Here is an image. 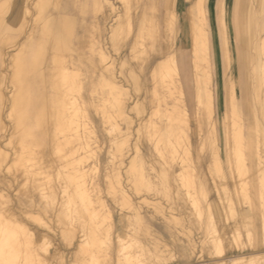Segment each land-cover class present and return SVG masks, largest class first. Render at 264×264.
I'll list each match as a JSON object with an SVG mask.
<instances>
[{"label": "rangeland", "instance_id": "374dc122", "mask_svg": "<svg viewBox=\"0 0 264 264\" xmlns=\"http://www.w3.org/2000/svg\"><path fill=\"white\" fill-rule=\"evenodd\" d=\"M108 1L113 12L75 0L76 15L64 14L62 21L52 1L39 10L38 0H0V90L8 96L14 89L1 80L24 53L30 28L37 41L65 28L82 40V87L70 95L84 102L87 148L74 143L75 152L66 145L61 157L52 155L49 146L14 136L7 107L2 112L0 193L31 236L32 254L45 264H137L129 256L138 264H264V117L260 99L245 93L256 58L252 18L243 33L240 20L250 8L260 16V0H204V75L191 55L187 9L193 0ZM79 4L86 8L83 28ZM23 8L29 13L26 30L19 28ZM155 16L156 30L150 27ZM159 63L167 68L158 73ZM206 73L210 99L202 89ZM110 80L118 90L108 87ZM230 85L238 121L229 125ZM233 137L242 139L241 153L233 151ZM22 143L36 150H21ZM30 169L39 176L24 185L20 174ZM23 189L28 194L21 198Z\"/></svg>", "mask_w": 264, "mask_h": 264}, {"label": "bare ground", "instance_id": "6f19581e", "mask_svg": "<svg viewBox=\"0 0 264 264\" xmlns=\"http://www.w3.org/2000/svg\"><path fill=\"white\" fill-rule=\"evenodd\" d=\"M50 1H52L58 7V9H60L58 12L59 19L61 18L60 16L62 12H64V14L67 15H69V13L73 14L74 13L73 9L76 8L75 0H38L39 10L45 7ZM105 5H108L110 11L112 12L114 11V9H112L111 5L109 4L108 0H92V7H94V10L100 11L105 7ZM28 14H29L28 10L23 8V15L20 14V18L18 17L19 20H21V26L19 27L20 30L25 29L26 19ZM187 16H188L189 32H190V40H191L190 41L191 55L193 56L194 68L196 71L200 72L201 75H204L205 73L203 74L202 66L204 63L206 64V65L204 64L205 67L207 66L208 64L207 58L209 57V39L205 27L206 18H205V10H204V0H193L191 5L187 9ZM172 17L173 15L171 13L169 24H171L173 21ZM129 21L130 20H128V22ZM152 21L153 22L151 23L150 27H153L156 30L158 25L156 16L153 17ZM82 24L83 26H86L84 25L85 23ZM262 24H263V26L261 25L262 29H259L258 32H262L263 37L259 40V42L254 44L255 47L253 48V53L256 58V61H254V63L257 64V59L260 60V69L256 68V64L251 66L250 87H252L251 89L253 91L252 92L253 96H255L257 99L261 98V100L264 102V23L262 22ZM78 34H79L78 32H74L71 29L65 28L61 31H58L54 35L52 41L47 42L45 40L46 42L43 45L41 46L37 45L38 46L37 47L35 46V43L37 42V40L35 39V30L33 27L30 28V32L24 38L23 41L24 45L22 44L23 45L22 51L24 53H21L20 56L17 55L16 59L13 60L12 67L10 66V68L13 69L12 74L4 75V78L1 80L4 83L2 84L3 87L9 83L11 86V90L12 89L14 90H12V93H10L9 96L5 94L4 91L0 90L1 91L0 92V130L3 129V124H4L2 118V114H3L2 112L4 111V108L7 107L8 110L7 118L13 119L12 121L14 124V129L12 131L13 135L15 136L16 134H18L22 140L24 139L23 137L24 136L26 137L27 135L33 140L36 146L38 145L41 148L49 146L50 154L56 155L57 157H61L65 147L69 145H71V149L69 148V150H71L72 152L78 150L73 145L74 143L75 145L79 146L82 150L87 148V144L85 143L83 137V134L85 133V125H84L85 123H82L81 121V118H83L82 104L84 102L81 99V96L80 99H78L70 95L71 89L78 90L81 89L82 87V81L77 78L80 75V72L83 69L82 65L84 64L83 62H81V59H84L82 57L83 53H81L82 40L80 39ZM152 34L155 35V32L154 33L152 32ZM98 54L100 55V57L102 58L101 60L103 61L104 57L99 50H98ZM251 59L252 58L250 56L248 60L244 61L245 63L244 65L249 66V64L252 63ZM90 61L92 66L96 69L98 66L96 65L95 62H93L92 58L89 60V62ZM2 64H3V59L1 60L0 58V65ZM166 68L167 67L165 66L164 63H159L158 65L156 64L154 71L159 73L161 71L163 72V70H166ZM104 70L108 72L107 67H105ZM99 73L101 75V71ZM209 81H210V76L208 75V73H206V85L204 82V86L202 87V89L206 92L208 99H210ZM93 83L95 84L96 82ZM116 84L117 83L115 81L110 80L108 87L111 90L112 89L116 90L118 88ZM170 84H172V82ZM92 86H96V85H92ZM229 90H230V101L232 104V111L229 120V125H230L231 122L234 123L235 121H238L236 119L238 110L236 107L237 98L235 95L234 86L230 85ZM262 107H264V105ZM262 115L264 117V114ZM69 124L70 126L71 125L73 126L71 130H69L70 128L68 129ZM232 139L233 140H231L230 138L229 140L230 142L233 143L232 145L233 151H237L238 153H241L242 139H239L237 137H233ZM19 141H20L19 143L22 142L21 140ZM23 143L22 145L20 144L21 150L26 149V150H30L31 154L34 153V150L36 149L32 151V148L29 147L26 148ZM133 166H134V162L131 163V168ZM260 167L264 168V165L262 166L260 164L259 168ZM40 168L42 169V167H38L37 169L41 170ZM20 175H23V177ZM20 175L19 176L23 178V181H25L24 185L28 182L32 183L33 185V182L37 181V179L34 181L33 177L34 175L39 176V172L35 173L34 169L33 170L30 169V170H25ZM260 178L264 180V177H260ZM240 183L242 182L240 181ZM35 187L36 186H34V188ZM119 193L121 194L122 197H124L125 193L123 191H119ZM27 194L28 192L23 189L20 191L19 197L21 198L25 197ZM3 196L4 195L0 193V264H17L19 259H21V261L23 262L22 264H45L44 261L40 260L41 258L39 259L32 254L33 240L31 236L26 233L27 232L26 229L21 226L15 215L10 211L9 208L6 207L5 205L6 201L4 200ZM136 217L139 218V216ZM93 241H95V239L94 237H91V242ZM219 242L220 241L217 240L214 243V246L219 248L220 243H222V240L220 243ZM123 257H125V255ZM125 259H127L130 262L133 260L135 263L137 264L139 263L137 257L134 256H129L126 257ZM125 261L126 260H124V263ZM240 261L238 259L237 262L234 261L235 263L233 262L232 264H251L250 263L251 260H246L244 262L243 261L240 262Z\"/></svg>", "mask_w": 264, "mask_h": 264}, {"label": "crops", "instance_id": "0c3cea01", "mask_svg": "<svg viewBox=\"0 0 264 264\" xmlns=\"http://www.w3.org/2000/svg\"><path fill=\"white\" fill-rule=\"evenodd\" d=\"M255 9V8H254ZM252 10L251 8L248 10V13H246V14H241V18H240V20L242 21V33H243V25H245L246 26V24H244V22L246 23L247 22V19H248V17H251L252 18V31H251V33H252V35H251V37H252V44L254 45V44H256L263 36H262V32H258V30L259 29H262V26H263V24H262V22L264 23V0H260V16H258L257 14H256V9L255 10ZM77 11H78V15H81V16H79L78 17V20H80L79 21V24H80V28H83V27H81V25H82V23H85L86 22V18L85 17H82V14H84L85 12H86V8H85V5L84 4H79L78 5V8H77ZM81 11V12H80ZM256 15H257V17H256ZM61 20L63 21L64 19L63 18H65L64 17V12H62V14H61ZM255 17H256V19H255ZM254 19V20H253ZM254 22V23H253ZM84 25H86V23L84 24ZM262 25V26H261ZM87 26V25H86ZM255 26V27H254ZM85 28V27H84ZM256 31V32H255ZM54 37V36H53ZM53 37L51 38H48V40H46L47 42H49V41H52V39H53ZM45 40H38L37 42H39L38 44L41 46V45H43L45 42H46ZM70 43H71V41H70ZM213 53V52H212ZM238 68L240 69V68H242V64H241V62H238ZM251 67H250V69L248 70L249 72V74L251 73ZM251 75V74H250ZM248 77H249V75H248ZM210 81H211V79H210ZM249 81H248V79H247V84H246V89H245V93H246V97L248 98V96H253V94H252V87H250L249 86ZM209 86H210V84H209ZM210 89V88H209ZM249 97V98H250ZM253 98H255V99H257L255 96H253ZM260 99V103L261 104H263L264 105V102L261 100V98H259ZM262 105V106H263ZM264 107H262V109H263ZM264 112V109H263V111H262V114H264L263 113ZM225 129V128H224Z\"/></svg>", "mask_w": 264, "mask_h": 264}]
</instances>
